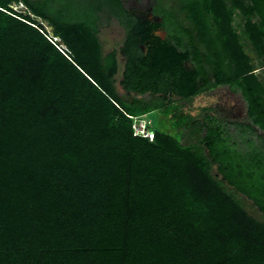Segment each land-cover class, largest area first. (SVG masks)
Wrapping results in <instances>:
<instances>
[{
    "label": "trees",
    "instance_id": "16d2710c",
    "mask_svg": "<svg viewBox=\"0 0 264 264\" xmlns=\"http://www.w3.org/2000/svg\"><path fill=\"white\" fill-rule=\"evenodd\" d=\"M154 1L0 0V264H264V0ZM221 86L244 120L185 108Z\"/></svg>",
    "mask_w": 264,
    "mask_h": 264
},
{
    "label": "rangeland",
    "instance_id": "374dc122",
    "mask_svg": "<svg viewBox=\"0 0 264 264\" xmlns=\"http://www.w3.org/2000/svg\"><path fill=\"white\" fill-rule=\"evenodd\" d=\"M129 2L133 4L136 3L139 7H142L143 10L147 11H151L155 3L154 0H129ZM176 2L177 0H157L156 8H158V10H168L169 18L165 17L167 24L169 23L170 25H172L173 23V25H176V23H178L180 14L178 12ZM20 8L22 9V5L14 7V9L16 10ZM47 31L51 33V28L47 27ZM99 32L100 40L103 44V51L107 52L112 48L119 49L124 39V31L115 20L103 18ZM56 40L58 41V39ZM247 53L252 59V63L255 66L259 64V61L253 51L247 50ZM119 62H122L120 56ZM260 75L262 80L264 81V76H262L261 73L259 74V76ZM117 79H120V75L117 76ZM118 90L121 91L119 87ZM226 93L227 90L224 91L220 89L211 90L208 93L203 92L191 103L186 104L185 108L188 109L190 113L196 114L201 107H213L218 111V114L223 117H229V119L231 120L245 119L246 116L244 104H238L239 102L236 104L231 102V100L227 102ZM232 98L235 100H239V95L232 96ZM167 116L168 115L164 114L162 110H156L145 115L144 117L146 118L150 129H156L177 136L175 130L171 125L170 117ZM243 204L246 206L248 213L251 216L261 221L264 220L263 215L259 214L257 210L250 205L249 202L243 201Z\"/></svg>",
    "mask_w": 264,
    "mask_h": 264
},
{
    "label": "built area",
    "instance_id": "2783aa9c",
    "mask_svg": "<svg viewBox=\"0 0 264 264\" xmlns=\"http://www.w3.org/2000/svg\"><path fill=\"white\" fill-rule=\"evenodd\" d=\"M135 122L133 123V133L134 135L147 137L150 141L153 139V133L151 131H148L147 126L148 122L146 119H134Z\"/></svg>",
    "mask_w": 264,
    "mask_h": 264
},
{
    "label": "crops",
    "instance_id": "0c3cea01",
    "mask_svg": "<svg viewBox=\"0 0 264 264\" xmlns=\"http://www.w3.org/2000/svg\"><path fill=\"white\" fill-rule=\"evenodd\" d=\"M159 22V21H158ZM259 71L260 70H255V73H259ZM212 81V80H211ZM218 89H220V90H227V93H226V101L227 102H229L230 100H231V102H233V103H238V104H241V103H243L244 104V106L246 107V104H245V101L242 99V96H241V94L240 93H238V92H231L230 91V88L229 87H225V86H221L220 88H218ZM216 90V89H215ZM236 95H239V100L237 101V100H235V99H233L232 98V96H236ZM244 120V119H243Z\"/></svg>",
    "mask_w": 264,
    "mask_h": 264
},
{
    "label": "flooded vegetation",
    "instance_id": "af4514ba",
    "mask_svg": "<svg viewBox=\"0 0 264 264\" xmlns=\"http://www.w3.org/2000/svg\"><path fill=\"white\" fill-rule=\"evenodd\" d=\"M122 2V4L127 8V9H131V8H135V7H138V8H141L139 7L136 3H131L129 2V0H120ZM128 4V5H127ZM150 13V12H149ZM219 87H216V88H213L211 90H215V89H218Z\"/></svg>",
    "mask_w": 264,
    "mask_h": 264
}]
</instances>
